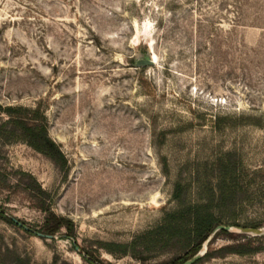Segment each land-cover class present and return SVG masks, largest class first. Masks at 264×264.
<instances>
[{
  "label": "rangeland",
  "instance_id": "1",
  "mask_svg": "<svg viewBox=\"0 0 264 264\" xmlns=\"http://www.w3.org/2000/svg\"><path fill=\"white\" fill-rule=\"evenodd\" d=\"M0 106L39 112L66 159L2 147L0 264H87L65 230L45 239L3 218L44 233L31 176L74 223L77 247L95 251L159 225L178 207V182L192 185L190 200L206 195L230 154L251 183L237 223L264 227V0H0ZM240 240L222 235L213 248ZM203 264H264V251Z\"/></svg>",
  "mask_w": 264,
  "mask_h": 264
},
{
  "label": "trees",
  "instance_id": "2",
  "mask_svg": "<svg viewBox=\"0 0 264 264\" xmlns=\"http://www.w3.org/2000/svg\"><path fill=\"white\" fill-rule=\"evenodd\" d=\"M0 113L7 115V119L0 120V152L5 145L22 142L51 159L56 165L62 168L65 166V156L60 147L50 138L45 119L39 112H34L31 116L29 111L22 108L3 109L0 106ZM216 172V181L209 183L206 195L190 200L188 193L192 185L190 183L183 185L178 182L174 191V200L178 207L166 212L159 225L137 236L128 244L97 242L95 251L88 249L82 251L77 247L74 223L67 218L57 216L52 211V208L47 205L49 193L39 185L34 177H30L31 181L26 184V189L38 202V208L47 213L45 230L42 234L56 237L65 230L66 234L63 237L73 242L87 264H105L96 256L99 250H104L113 256H131L141 260H145V255L175 251L179 254L176 259L170 263L160 264H183L200 252L207 243V254L197 264L214 259H225L229 256L248 257L262 253L264 246H257V242L261 241L264 236L251 237L220 231L208 242L220 226H231L236 229L262 228L261 224L240 225L234 216L236 210L248 201V197L240 195H247L248 188L251 186L250 182L241 181L242 168L239 164L231 159L230 154L222 156L216 161ZM1 182L3 181H0V186ZM3 218L15 224L11 218ZM222 235L228 237L238 235L241 240L214 249L215 241ZM12 264H30V261L17 256ZM52 264H59L58 257Z\"/></svg>",
  "mask_w": 264,
  "mask_h": 264
},
{
  "label": "water",
  "instance_id": "3",
  "mask_svg": "<svg viewBox=\"0 0 264 264\" xmlns=\"http://www.w3.org/2000/svg\"><path fill=\"white\" fill-rule=\"evenodd\" d=\"M153 61H148V64H153ZM12 220L14 221V223L16 225H18L19 227L23 228L24 230H26L29 233L35 234L41 238H45V239H53L54 237L52 236H47L41 233H38L34 230H32L31 228L25 226L23 223H21L20 221L12 218ZM220 231H226V232H230V233H237V234H242V235H247V236H251V237H263L264 236V227L262 228H233L231 226H220L218 227L214 233L212 234L211 238L209 239L208 242H210L215 235L220 232ZM207 250H208V243L204 245L203 249L198 252L195 256H193L191 259H189L188 261H186L183 264H197L199 263L207 254Z\"/></svg>",
  "mask_w": 264,
  "mask_h": 264
}]
</instances>
